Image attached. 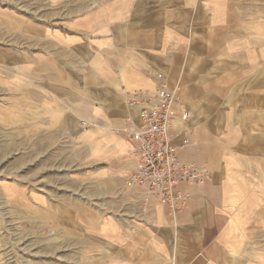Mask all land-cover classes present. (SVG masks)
<instances>
[{"label": "crops", "instance_id": "obj_1", "mask_svg": "<svg viewBox=\"0 0 264 264\" xmlns=\"http://www.w3.org/2000/svg\"><path fill=\"white\" fill-rule=\"evenodd\" d=\"M57 1L52 25L21 22L42 50L27 55L42 91L26 95L42 154L27 157L50 175L5 183V200L42 217L43 254L58 249L37 264H264V0ZM162 87L179 160L210 175L178 184L176 211L128 181L130 130Z\"/></svg>", "mask_w": 264, "mask_h": 264}, {"label": "rangeland", "instance_id": "obj_2", "mask_svg": "<svg viewBox=\"0 0 264 264\" xmlns=\"http://www.w3.org/2000/svg\"><path fill=\"white\" fill-rule=\"evenodd\" d=\"M58 14L57 0H0V228H3L7 241L6 248L0 251V264H37L43 260L51 259L53 262L60 258L58 249H51V252L45 250L50 257L43 254L46 243L44 239L48 241L49 233L43 231L42 217L35 215L29 219L26 210L20 207L17 211L18 208L5 200L7 181L18 179L25 186L32 182L37 188L42 187L37 185L41 183L40 177L42 179L44 174L50 175V170L45 173L36 170L41 165L39 160L29 162L27 157L30 154L32 159L42 154L33 149L37 148L33 143L38 137L29 136L27 132L29 126L43 129V121L26 119L28 103L32 102L26 99V95L28 92L34 94L28 88L42 91V78H39L42 72L28 64L27 55H31L32 59L38 56L37 51L42 50L37 46L33 48L32 41L21 31V22L33 19L30 22L40 27L44 24L52 25ZM57 143L58 140H54L52 146H57ZM12 227L15 230L18 228V231L11 232ZM28 227L34 231L27 232ZM54 235L52 232L50 236Z\"/></svg>", "mask_w": 264, "mask_h": 264}, {"label": "built area", "instance_id": "obj_3", "mask_svg": "<svg viewBox=\"0 0 264 264\" xmlns=\"http://www.w3.org/2000/svg\"><path fill=\"white\" fill-rule=\"evenodd\" d=\"M176 103L174 91L164 87L140 103V122L130 130L136 142L133 151L137 155L138 165L128 178L132 184L145 185L148 193L165 201L172 211L180 207L182 199L176 191L178 184H201L210 178L206 169L184 164L177 156L170 132ZM190 115V111L182 110L183 120Z\"/></svg>", "mask_w": 264, "mask_h": 264}]
</instances>
